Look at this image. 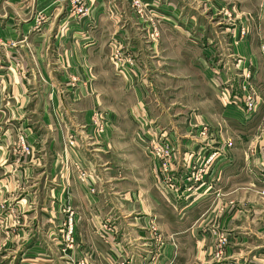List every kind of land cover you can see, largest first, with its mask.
<instances>
[{
    "label": "crops",
    "instance_id": "obj_1",
    "mask_svg": "<svg viewBox=\"0 0 264 264\" xmlns=\"http://www.w3.org/2000/svg\"><path fill=\"white\" fill-rule=\"evenodd\" d=\"M140 1L84 0L79 21L62 0L0 1V264H215L221 204L222 262L263 264L264 3L232 54L216 0Z\"/></svg>",
    "mask_w": 264,
    "mask_h": 264
},
{
    "label": "rangeland",
    "instance_id": "obj_2",
    "mask_svg": "<svg viewBox=\"0 0 264 264\" xmlns=\"http://www.w3.org/2000/svg\"><path fill=\"white\" fill-rule=\"evenodd\" d=\"M260 1H261L260 4L264 3V0H260ZM215 4H216L215 5L216 10L214 11L213 14L210 12L209 15L214 19L216 36H218L219 34L220 35L224 34L222 36H226V39H228L226 41V43L228 42V44L230 45L229 47H231L230 50H231L232 54H233V52L235 54H237L238 52L235 50L238 49L240 44L245 43L247 38L249 36L251 37V35L254 32H256V27L258 25L259 17H260L259 12L257 11V8L255 9L256 0H216ZM137 11L138 10H136V12ZM137 14L139 16L142 15L140 13H137ZM153 34L156 35L157 32L153 31ZM160 36H161V34H160ZM187 38L189 39L188 40V42H189L188 46H190V47H202V45L199 44L200 40H198L196 33L191 34V36H187ZM230 38H233L232 42L229 41ZM226 43H225V45H226ZM222 45L224 46V44H222ZM222 45H221V52H223V50H222L223 46ZM219 48H220V46H219ZM217 50H218V47H217ZM158 52H159V50H158ZM160 52H161V50H160ZM218 53L220 54V51ZM247 78H248L247 79L248 81L252 80V76H250V75H248ZM249 85L251 87V84L249 82L246 84H243L241 86V90L243 92H245L247 90V86H249ZM246 98L247 99L250 98L255 103V107H256L257 111L255 110L254 114L256 112H258V110L260 109V105H261V99L259 98V96L254 94L250 90L246 91V93L244 94V98L242 100V106H243L242 110H244L245 113H246L245 101L247 100ZM228 102L231 103L230 100ZM169 103H170V100H169ZM225 106H227V105H225ZM172 108H174V110H176L175 107H172ZM223 110H224L223 112H225L226 108L224 107ZM246 115H247V113H246ZM207 133L208 132H206L204 134L207 135ZM262 195L264 196V192H262ZM217 209L220 210L221 214L217 213L215 225L214 226L210 225V228L213 229L211 231L212 232L211 234H212L213 241H214V249H212V252L210 253V257L214 261L215 264H224L222 262L225 259V255H226L224 248L226 247V244L228 242V240L225 241V239L228 238L229 232L222 229L219 226L218 219H219V217L221 218V216L224 214V211L227 209V206H225L224 204H221L220 207ZM75 225H76V223H75ZM262 261L264 264V259Z\"/></svg>",
    "mask_w": 264,
    "mask_h": 264
},
{
    "label": "built area",
    "instance_id": "obj_3",
    "mask_svg": "<svg viewBox=\"0 0 264 264\" xmlns=\"http://www.w3.org/2000/svg\"><path fill=\"white\" fill-rule=\"evenodd\" d=\"M62 2H66L69 5V18L70 20H82L90 15V8L89 6L84 2V0H62ZM133 7L138 10L137 13H140L143 15V3L140 0H133L132 2ZM247 99V98H246ZM226 105H229V102L226 103ZM245 110L247 113V117L252 116L256 110L255 103L253 100L248 98L245 101ZM99 127L98 131L99 133L104 132V124L99 122ZM95 125V122H94ZM204 134V133H203ZM31 151L30 146L28 145V142L26 140V137L24 135H19L16 145H15V154H29ZM154 153L159 156V157H167L170 154V149L169 148H154ZM217 154L212 155L209 159L208 162H212L214 159L217 158ZM82 178L86 177V174H81ZM68 218L67 222L65 224V230H64V240L67 243V247L71 248V245L74 243V230H75V223H76V218L74 213L71 210H68ZM78 264H87V261L85 259H82L81 261L78 262Z\"/></svg>",
    "mask_w": 264,
    "mask_h": 264
}]
</instances>
